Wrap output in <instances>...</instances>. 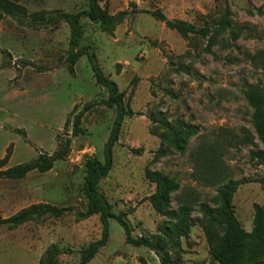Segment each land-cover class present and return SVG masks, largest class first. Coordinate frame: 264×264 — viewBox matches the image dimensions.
I'll return each mask as SVG.
<instances>
[{
    "label": "rangeland",
    "instance_id": "rangeland-1",
    "mask_svg": "<svg viewBox=\"0 0 264 264\" xmlns=\"http://www.w3.org/2000/svg\"><path fill=\"white\" fill-rule=\"evenodd\" d=\"M19 1L27 9L25 18H0V49L7 51H0V158L9 146L8 165H15L41 152L53 153L63 138L70 137L72 144L68 156L48 172L0 178V214L8 217L38 203L71 210L60 218L46 216L12 230L0 227V264H40L52 244L62 249L57 256L60 264H79L82 251L102 232L99 214L84 219L78 215L88 204L82 191L85 163L93 157L104 161V144L117 107L101 103L108 91L96 83L86 55L77 61L74 74L68 72V24L32 19L37 12L49 18L88 9L89 0ZM155 9L169 19L212 27L228 10L232 25L242 33L232 40L227 29L214 43L209 36L183 37L144 12ZM108 10L126 15L113 33L84 17L82 44L96 52L105 74L125 91L124 105L134 115L123 121L114 165L99 187L114 212H129L132 235L139 237L157 232L166 219L148 200L156 186L148 173L174 177L180 187L171 194V207L186 203L194 208L192 231L182 239L185 261L216 264L207 255L199 205L207 202L214 207L211 199L218 183L200 178L204 172L195 164V153L201 148L213 150L221 176L244 181L233 204L250 230L254 201L264 205V164L255 156L264 151V144L243 92L256 84L264 87V0H109ZM259 52L255 63L251 56ZM90 102L93 107L82 117L84 133L72 136L74 117ZM162 119L197 131L189 137L185 152L171 145ZM109 233L108 243L88 264H135L137 253L146 255L147 262L140 258L139 264H154L146 247L125 241L117 220L110 219Z\"/></svg>",
    "mask_w": 264,
    "mask_h": 264
},
{
    "label": "trees",
    "instance_id": "trees-1",
    "mask_svg": "<svg viewBox=\"0 0 264 264\" xmlns=\"http://www.w3.org/2000/svg\"><path fill=\"white\" fill-rule=\"evenodd\" d=\"M108 2L109 0H89L88 9L76 12H58L57 15L49 18H45L44 12H37L35 16H32L33 21L54 22L59 20L68 24L70 29L66 56L68 72L74 74L77 61L81 56L86 55L90 61L96 83L108 91V98L102 100L101 103L110 108L117 107V116L113 128L104 144V161L93 157L88 158L85 163L86 173L82 191L88 198V204L86 210L79 212L78 215L84 219L99 214L102 232L100 239L90 242L82 251L79 264H88L99 250L108 243L110 219L117 220L124 228L127 243L136 247H147L154 251L161 264H189L184 260L182 239L190 235L192 231L191 213L194 208L186 203L177 208L171 207V194L180 187L174 177L159 171L148 173V177L156 185L155 191L148 197V200L158 212L166 216V219L158 224L157 232L142 233L139 237L132 235L133 228L127 220L129 212H114L113 204L99 187L100 180L108 176L114 165V146L119 141L123 121L126 116L134 115V112L124 105L125 91H120L118 84L105 74L98 62L96 52L82 44L85 33L84 17H88L91 21L99 24L101 29L108 33H113L116 26L125 17L126 12L124 11L116 14L110 13ZM144 12L165 22L168 28L176 30L183 37H187L189 34L201 37L209 36V41L214 43L217 36L227 29L232 40L238 39L242 33L241 29L232 25L228 10L215 27L196 26L185 20L169 19L161 9L144 10ZM26 13V7L19 0H0V18L11 16L21 20L25 18ZM0 51L7 53L6 50L0 49ZM257 57H260V52L251 56V60L256 63ZM243 93L247 103L254 110L252 122L259 140L264 144V87L258 84L248 86ZM93 105L94 102L86 104L83 111L74 117L72 136L84 133L82 117ZM69 121L68 119L67 122ZM162 124L171 136V145L180 152H185L189 137L197 134L192 126L179 128L169 124L166 119H162ZM21 133L26 137L24 132L21 131ZM71 144L72 139L70 137L63 138L59 140L57 149L53 153L41 152L35 158L15 165H8L11 157L9 146L4 157L0 158V178L21 179L33 171L48 172L57 161L64 160L68 156ZM159 152L165 154L164 150H159ZM255 156L260 157V164H264V151L256 152ZM195 157V164L200 167L202 173L204 172L203 174L200 173V178L205 179L208 183H218L217 193L211 199L214 207H211L207 202H202L199 205L200 225L205 234L210 260L218 264H264V206L254 203L253 226L251 231H247L238 218L233 204L235 193L244 181L221 176L219 165L213 156V150L201 148L195 153ZM70 210L69 207H57L45 203L32 204L8 217L0 214V227L12 230L34 219H41L46 216L60 218ZM61 253L62 249L56 244L50 245L41 257L40 264H60L57 256Z\"/></svg>",
    "mask_w": 264,
    "mask_h": 264
},
{
    "label": "crops",
    "instance_id": "crops-1",
    "mask_svg": "<svg viewBox=\"0 0 264 264\" xmlns=\"http://www.w3.org/2000/svg\"><path fill=\"white\" fill-rule=\"evenodd\" d=\"M4 157V156H3ZM239 188H240V186H239ZM238 188V189H239ZM238 191V190H237ZM237 193V192H236ZM236 193H235V196H236ZM235 196H234V199H235ZM234 199H233V203H234ZM255 203H259L260 205H262L261 204V202L259 201V200H257V201H254ZM264 206V205H263ZM236 214H237V212H236ZM237 216H238V214H237ZM252 229V228H251ZM251 229L250 230H247V231H251ZM110 238V237H109ZM147 248V247H146ZM148 249V248H147ZM148 251H149V256L151 257V262H154V264H161V262H160V260H159V258H158V256L155 254V252L154 251H152V250H150V249H148ZM100 253V250H99V252L97 253V254H99ZM207 255H208V257H209V254H208V245H207ZM143 259L144 261H145V263L147 262L146 261V255H140V254H136L135 255V264H139V259ZM209 259H210V257H209ZM184 260H185V258H184ZM216 264H218V263H216Z\"/></svg>",
    "mask_w": 264,
    "mask_h": 264
}]
</instances>
